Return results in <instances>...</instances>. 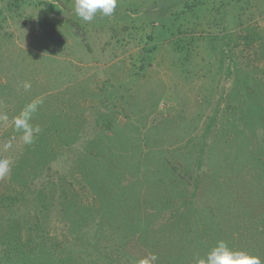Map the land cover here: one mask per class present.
<instances>
[{
    "label": "rangeland",
    "instance_id": "rangeland-1",
    "mask_svg": "<svg viewBox=\"0 0 264 264\" xmlns=\"http://www.w3.org/2000/svg\"><path fill=\"white\" fill-rule=\"evenodd\" d=\"M195 2L0 0V264H264V0Z\"/></svg>",
    "mask_w": 264,
    "mask_h": 264
},
{
    "label": "clouds",
    "instance_id": "clouds-1",
    "mask_svg": "<svg viewBox=\"0 0 264 264\" xmlns=\"http://www.w3.org/2000/svg\"><path fill=\"white\" fill-rule=\"evenodd\" d=\"M118 0H75L74 12L84 22H91L97 13L103 16H111ZM23 87L27 90L31 88L30 82H24ZM43 101L35 99L24 106L20 113L12 120L15 131L21 133V140L25 145H31L41 129L39 126L33 127L31 120L33 114L37 112L39 105ZM0 120L8 121L7 115L0 116ZM12 142L6 141L2 145L3 151L12 148ZM13 161L7 156H0V181L9 177ZM158 257L150 254L148 257L134 261V264H156ZM196 264H262L258 255L250 254L243 250L230 248L226 241L219 240L211 248L204 258H197Z\"/></svg>",
    "mask_w": 264,
    "mask_h": 264
},
{
    "label": "trees",
    "instance_id": "trees-1",
    "mask_svg": "<svg viewBox=\"0 0 264 264\" xmlns=\"http://www.w3.org/2000/svg\"><path fill=\"white\" fill-rule=\"evenodd\" d=\"M209 1H213V0H196V2L193 4V6L192 7H188V8H186V6H185V4L183 3V6H182V9L180 10V12L181 13H183V12H186V11H188V12H195L196 10H198L199 8H202V7H204ZM155 48V46L154 47H150V48H148L147 50H148V52L150 51V50H153ZM145 231H146V228L145 229H143V236H142V240H144L145 239V235H146V233H145ZM147 236V235H146ZM251 248V247H250ZM248 252V251H247Z\"/></svg>",
    "mask_w": 264,
    "mask_h": 264
}]
</instances>
